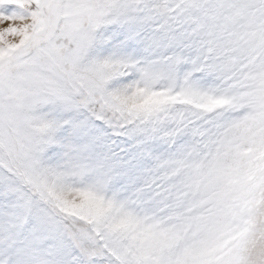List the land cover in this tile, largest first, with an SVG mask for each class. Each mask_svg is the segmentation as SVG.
Returning <instances> with one entry per match:
<instances>
[{"label":"snow or ice","instance_id":"1","mask_svg":"<svg viewBox=\"0 0 264 264\" xmlns=\"http://www.w3.org/2000/svg\"><path fill=\"white\" fill-rule=\"evenodd\" d=\"M0 264H264V0H0Z\"/></svg>","mask_w":264,"mask_h":264}]
</instances>
